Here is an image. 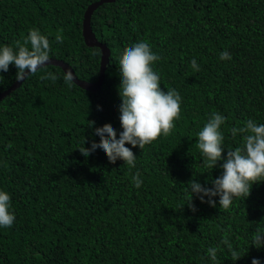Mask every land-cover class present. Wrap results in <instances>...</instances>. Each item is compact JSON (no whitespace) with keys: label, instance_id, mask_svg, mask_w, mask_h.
Returning <instances> with one entry per match:
<instances>
[{"label":"trees","instance_id":"trees-1","mask_svg":"<svg viewBox=\"0 0 264 264\" xmlns=\"http://www.w3.org/2000/svg\"><path fill=\"white\" fill-rule=\"evenodd\" d=\"M96 0H0V92L100 73ZM96 90L45 64L0 99V264H264V0H114Z\"/></svg>","mask_w":264,"mask_h":264},{"label":"water","instance_id":"water-1","mask_svg":"<svg viewBox=\"0 0 264 264\" xmlns=\"http://www.w3.org/2000/svg\"><path fill=\"white\" fill-rule=\"evenodd\" d=\"M111 1H114V0H96L90 3L85 9L84 16H83L82 33H83V38L86 44L90 46H98L101 49L100 73L96 80L88 81V80L79 78L77 74L75 73L74 69L72 68V66H70L63 59L54 58V57H42L39 60L31 63L28 67H26L22 71V73L16 78V80L7 89L0 92V99H2L5 95H7L11 90L17 88L32 71L38 69L40 66L45 65V64H55V65L60 66L65 71V73L76 84H78L82 88L89 89V90L98 89L100 85L102 84L104 77H105V69L109 61L110 48L105 42L100 41L97 38L95 32L92 29L91 17H92L93 11L99 5H101L104 2H111Z\"/></svg>","mask_w":264,"mask_h":264}]
</instances>
